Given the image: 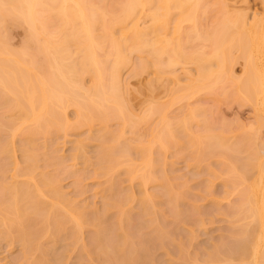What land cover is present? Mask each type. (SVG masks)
Listing matches in <instances>:
<instances>
[{
	"label": "bare ground",
	"instance_id": "1",
	"mask_svg": "<svg viewBox=\"0 0 264 264\" xmlns=\"http://www.w3.org/2000/svg\"><path fill=\"white\" fill-rule=\"evenodd\" d=\"M95 1L0 0V29L8 21H12V24H14L13 22L17 23V25L23 24L21 26H25L27 30L26 45L20 50L10 48L6 38L0 36V110H11V112L15 110L18 114L17 117L15 116L18 118L17 122L13 124L9 123L11 122L10 119L8 121L5 120L8 122L7 126L10 128L8 132L10 133H7V135L9 134L8 136L4 133L3 137H1L2 133H0V138H3V141L5 139L3 143H1L2 139H0V150L2 153L5 152L6 155L9 152L11 153V148L15 144L13 142L16 132L22 129V136L24 135V137L21 139V136L20 140H23V143L28 141L31 145H29L30 147L27 146L26 142L22 143V148L21 145H18L22 150L24 147L23 151L26 153L25 162L27 160V162L32 163L33 161L35 163V158L39 154L36 153L37 155H35L33 145L35 144L34 139H37L39 135L47 138L46 135L52 132H66L71 125L74 127L81 125L91 127L94 121L100 122L102 127H105V130L109 128L103 125H107L105 123L110 119H119L122 121V125L128 123L132 119L130 117L133 114L130 115L132 112L126 105L127 99H125L124 95L126 94L127 86L121 78V70L125 65L131 63L130 54L132 52H137L138 56L140 53L145 54H142L144 59L141 58V54L139 56L142 60V62L141 60L138 62L139 68L134 67L133 69L136 75L147 69L148 62V68L152 64L155 74L167 73L166 71L169 73L168 68L174 69L180 63L193 65L194 71L189 66L187 67L191 69L190 71L182 65L186 69L183 78L187 82H184L183 90L186 91L187 87V91L180 92L186 93L185 95L178 93L180 95L175 98H186L200 91L213 94L216 97L219 95H223V97L230 95L231 98L238 99L241 103L251 104L254 120L247 126L245 124L237 125L242 128V130L240 129L241 132L239 131L236 135L229 136L231 129L225 128L227 126L226 123L221 121L222 124L218 123L219 126L215 124L213 126V118L212 120L210 119V124L204 122L206 120L205 109L203 110L204 113L201 110L204 117L199 114L196 115L198 110L201 109L199 107H196V109L192 108L191 110L193 111H189L190 113L187 110L186 112L189 115L185 116V112L182 118H179L178 115L176 117L179 119L171 117L176 119L175 123L173 119L172 123L169 118L167 120L163 117L159 130L156 129V134H154L155 130L154 132L151 131V139H148L151 142L146 141L147 144H150L145 146L143 145L144 141L140 139V142L139 140L131 142L136 143V147L131 144L133 148H137V145H140L138 148L140 147L139 150L141 149L143 152L140 151L139 153L137 148V153L141 155L138 154L140 156L137 157L140 160H138V163L135 162L137 161L135 160L136 158L130 157L133 158L135 165L129 162L132 160L130 158L126 161V164L129 162L126 167L128 176L131 179L137 177L139 185L142 186L147 185L149 182L156 183L161 177L164 185L161 182H159V185L161 183L160 186H165L166 191L169 190L165 184L166 178L158 175V180L154 174L155 172H153V167L155 166V157H158V160L162 158L160 154H163L165 149L167 150L171 144L173 146L178 144L175 146L176 148L177 146L181 148L184 144L185 148H191L192 155H189V157L191 156L190 158L196 164H200L207 159L217 158L213 162L216 165L215 169H217H214V173L211 170V173L222 178V184L224 187L226 186V190L222 198H213L212 201L220 207V199H228V207L226 206L227 208L223 215L225 216L224 220L229 225L225 228V232L219 235V239L213 242L210 250L204 253L195 252L194 258L187 251L186 254H189L188 257L190 258L187 262L190 263L189 261H191V264H264V0H262L263 7L261 11L254 12L252 17L248 15L246 10L229 6L225 0H222L225 4L219 10L220 15L211 18L212 23L206 22L208 25L201 21V18L205 16V20L206 16H209L208 13L212 10L211 4L214 2L210 0H111L110 2L112 3L110 4L109 2V6L105 0H98L99 2L101 1V3L98 2L99 4L95 3ZM103 3L107 4L104 6ZM145 18L147 19V24L141 25V23H145ZM171 23L172 26H170ZM185 23L188 24L187 28L184 25ZM183 28L186 30L184 34L186 35L184 38L186 41L180 39L183 35H179L184 30ZM181 40L184 42H181ZM145 59L148 61L145 62ZM237 59H241L243 64V74L240 76L233 74V63ZM138 64L136 63L135 65L137 66ZM85 74H90L91 76L92 83L89 86L84 85L83 77ZM161 77L163 78V75ZM161 77L156 78V80H160H157L158 82L150 79L147 83L151 81L153 85L154 82L160 83L163 80L166 83L168 78L167 80H162ZM173 77H175L174 80L179 81L177 79L178 75ZM157 83L154 84L155 86L150 85L151 89L148 86V89L152 90L153 88L154 91V88L159 85ZM162 84L164 83L162 82ZM146 87L145 89L148 90ZM181 87L179 85L178 88L180 89L178 90L181 91ZM154 104L156 106V103ZM154 104L152 105L154 106ZM158 104L160 105H157L158 108L156 106V111L159 107L160 110L163 109L165 111L164 104L159 102ZM152 105L150 107L153 111L155 106L152 108ZM69 106L73 107L76 115L74 123L72 122L71 124L66 113V109ZM148 110H150L149 107L146 112ZM152 111H148L150 112L148 113L149 116L155 115L156 112L152 113ZM163 111L158 112L161 115ZM156 115L159 116L158 113ZM144 117L145 119H143ZM200 117L205 120H202V122ZM133 119L135 118L133 117ZM148 119V117L146 119V116H143L140 120L138 118V121L144 120L142 122H145ZM192 119L204 123L198 124V127L201 126L202 128H191L189 121H192ZM5 121H2V123L0 121V126H2L0 131L2 132H4L3 130L6 127L7 122ZM133 121L131 120L129 123L132 124L131 122ZM159 121H161V117ZM136 124L129 125V127L133 128ZM195 124L197 126L196 122ZM72 126L71 128H73ZM121 128L123 129L124 127ZM121 128L119 129L121 132L118 131L119 133H123ZM101 130L103 131V129ZM105 130L104 132L101 131L100 137V133L96 134L98 139H101V137L102 139L105 138L103 139L104 141L102 139L100 141L102 142V147H100L102 151L100 157L99 155L97 156L99 172L114 168L121 162L119 161L121 160L120 156L124 157L123 151L121 150L122 152H120L118 150L120 148L112 146L113 141L108 142L107 140V136L113 134L112 132L110 134L106 133L105 137L102 136L105 135ZM108 131L106 130V132ZM261 131L263 134L260 137ZM118 132L117 134H119ZM173 142H176V144L174 145ZM127 145H124L122 149H127ZM131 145L129 146L131 147ZM185 148L183 147L181 150ZM114 151H117V154ZM10 153L7 156H12ZM156 153L158 156L154 155ZM130 154L127 155L131 156ZM151 154L154 155L155 160ZM159 161L161 162V160ZM136 163L138 164L137 167L140 165L138 169L134 168L137 165ZM155 164L157 163L155 162ZM27 166L26 169H28ZM1 168L4 167L1 166ZM3 171L4 169L0 170V172ZM47 176L46 174L45 178L41 179L44 186L50 187L52 185V188H49V194L52 196L53 193L56 195L61 193L59 188L56 190V186L59 185L58 181H56V186V183L54 184V180H57L55 175H52L55 179ZM1 183L3 184L4 181ZM12 183H4V189H2L3 185L1 184V189L3 190H1V193L9 192V195L5 194L4 198L0 194L2 197L0 198V213H2L0 224H3V226H0V235H3L4 238L9 235V237H12V234L13 236H18L19 240L22 239L21 241H24L25 248L26 246L28 249L34 248L40 251V255L42 254V256L38 254L36 257H31L33 259L31 261L32 264H47L48 260L43 259V255H45L43 253L47 252L48 249L51 250L52 247L43 248L40 245L41 243L38 241H40L41 235L44 233L41 230L43 228L36 230V228H40V225H37L39 224L38 222L35 224L36 228L34 227L33 231L31 228L34 224L28 223L31 225V228H29V225L26 224L27 220L32 218L35 219L34 221L36 219L38 221V217L41 216L39 217L40 221L45 215L44 213H46L45 219L42 220L44 223L41 224L40 221V224L43 227L44 224L54 226V232L58 233L57 237L54 233V240L60 238L59 234L61 232H58L59 229L65 227L67 222H71L69 227L72 228L70 230L75 231H72L75 234V236L73 234L72 236L73 238L76 237L75 240H77V235L81 237L83 233V225L89 222L85 220L84 208H81V211H83L82 215L80 214L81 211L77 210L80 213L75 214V216L78 215V217H75L74 213L69 209H66L68 212L65 210L66 213H63L60 211V202L57 204H55L56 202L52 203V201V204L47 202L45 199L47 194L45 193L44 195L46 191H42L44 188L39 187V184H37L39 181L32 186L28 182H25L26 185L22 183L20 186ZM28 184L30 185L28 186ZM210 186L207 187V190L212 194L213 191L211 190L213 189ZM178 194L177 197L175 196L177 203L179 198L182 199V194ZM171 195L170 191H168L169 198L172 197ZM230 196H234V198L229 199ZM59 197H62L61 194ZM151 197L153 198L150 194L139 197L138 201L140 202V207L142 205L143 210H149L148 205H152L153 202H151ZM63 198L67 205L71 202L66 200L69 198L64 196ZM120 202H115L114 205L118 209V217L116 216L119 222L118 225L124 232L122 240H120L119 236V241L117 239L116 244H114L113 237L111 239L112 243H110V239L106 241L104 238L105 232L101 234L97 231L100 230L98 223H101V229L104 226H102L100 220L97 223L95 219L96 223H93L97 224V226H94V224L93 226L98 227L97 230L94 229L96 235L97 233L98 235L91 238L93 242L91 243L93 245L91 246V248L93 247L92 251L94 250L93 252L97 251L98 253L101 250V254H105V250H107L105 255H109L111 258L109 260L115 261V264H154V258L149 256L150 254L146 252V248H142L144 245L140 246V248L135 245L134 241L131 242L132 239L128 236L129 232L127 233L126 229L128 227L123 223L129 217L126 215L125 204L123 205V202ZM44 204L49 206L45 207L48 210L46 212L44 211ZM197 206L194 204V208L198 210L197 213L200 215L202 212ZM70 208L74 207L71 206ZM40 211L42 215L44 214L43 216H38ZM146 211L145 213L147 214L148 212ZM183 214L184 216L186 215L185 213ZM177 215H180V211L179 214L177 212ZM182 215L180 216L184 220L185 217ZM83 216L84 221H87L86 223L83 222ZM97 218L99 219L100 216H97ZM86 219L88 218L86 217ZM199 219H197V222L200 221L202 223V219ZM65 230L66 228H64ZM158 230H160L159 227ZM160 231L159 234L162 233V236H158L162 239L164 237L163 234L165 235L166 232L162 229ZM114 232L120 233L119 229L117 232L114 229ZM15 236L11 239L8 238L9 240L16 239ZM105 236L107 235L105 234ZM181 244L180 250L186 247L184 243ZM84 249H87V252L83 251L87 254L89 252L88 248L84 247L82 250ZM108 249H112L111 251L113 252ZM185 249H183V252H185ZM112 253L113 255H110ZM151 256L153 255L151 254ZM191 258H193V261ZM48 264L53 263L48 261ZM170 264L178 263L173 261Z\"/></svg>",
	"mask_w": 264,
	"mask_h": 264
},
{
	"label": "rangeland",
	"instance_id": "2",
	"mask_svg": "<svg viewBox=\"0 0 264 264\" xmlns=\"http://www.w3.org/2000/svg\"><path fill=\"white\" fill-rule=\"evenodd\" d=\"M95 1V0H94ZM111 0H105V2H107L106 4L109 6V2ZM113 1V0H112ZM211 2L214 1L211 4V11L209 14V16L205 18L204 17L201 18V21H203L204 23L208 22L210 23L212 20L211 18L216 17L218 15H220L219 10L220 8L225 4L222 0H210ZM98 3L99 1H95V3ZM210 2V3H211ZM225 2L227 4H229V6H234L238 9H244L247 11L248 15L250 17L253 16L254 12H260L262 7H263V3L262 0H225ZM101 3V1L99 2ZM98 3V4H99ZM112 2H110L111 4ZM209 3V4H210ZM104 6L106 5L105 3H103ZM107 7V6H106ZM145 23H141V25H146L147 24V19L145 18L144 20ZM14 24H12V21H8L4 26L1 27L0 29V36L1 37H5L10 48L15 49V50H20L23 47H25L26 45V40H27V30L25 26H21V25H17V23L13 22ZM208 23H206V25H208ZM212 23V22H211ZM185 27L188 25L187 23L184 24ZM205 25V24H204ZM9 26V27H8ZM170 26H172V23L170 24ZM187 28V27H186ZM184 29V28H183ZM185 29L182 30V33L180 32V39H184L186 35L185 34ZM184 42L186 41V39H184ZM141 54V53H140ZM139 54V56L141 55ZM145 55V54H144ZM144 55L141 56V58L144 59ZM138 56L137 52H132L130 54V62L128 65H125L122 70H121V78L123 80V82L125 83V85L127 86V90H126V94L125 99H127V107L130 108V115H132L131 120L134 122H131L133 125L136 124V126L133 128L131 127L132 124H130L129 122L131 120H129V124L126 123L125 125H122V121L117 119H110L108 120L107 125H103L108 127V131L106 132V130L104 129L105 127H102V124L100 122L94 121L92 126L89 127L87 125H81V126H72L73 128L70 127L67 128L68 130H66V132H52V133L46 135L47 138H44L43 135L38 137L37 135V139L35 138V146L33 145V148L37 151H35V155H37L39 157L36 156L35 158V163H30V162H25V151L24 147L23 150L21 149L23 144H28L27 146L31 145V143H29L28 141H25L24 143L20 140V137L22 136L23 130L21 132V130L18 132H16V135L14 137V142L16 144V146L13 148H11V155L12 156H7L5 152V154L0 153V164L2 167V170L4 169L3 172H0V194L1 190L4 189V185L6 184V182L10 183L13 182L12 184H19L17 186H20V184H25L28 182L32 185H34V183L37 181H39V187L42 188V191H46L44 192L47 195H45V199L47 200V202L54 203L55 204L59 203L60 204V211H62L63 213L65 212L66 209H69L70 211H72L75 214L80 213L79 211H81V208L83 209L85 216L89 219L85 220L89 221L88 223H86L87 221H84V216H83V222L86 223V225H83V230H82V235L80 237V235H77V240H75V238H73V236H75V234L72 233L73 230H70L72 228H70V223L67 222V225L65 227H61L64 231V228H66V230L63 232L62 229H59V237L56 240H54L55 235L57 237L58 233H55L54 230L55 228H53V225H48V224H44V227L41 226V224L44 223L45 219V215L46 213H44L43 215L41 214V211L39 212V215H42V219L41 224L39 221V216L38 217V221L36 219V221H34L35 219H28L26 222V224H31L34 226L31 228L29 225L28 227L31 228L33 230V228L35 227V224H37L39 222L40 228H36L37 229H41L44 231V235L42 234L40 242L41 246H43V248H51L48 249L47 252L43 253L45 255H43V259H46L49 261H51V263L53 264H112L115 261H110L109 255H105L107 254V250L106 253L104 251L105 254H101V250L92 251L91 243H93L91 241V238H94L96 235V232L94 231L98 229V227H94L97 226V224H94L93 222H95V219L98 222H102V226H104V228L102 227V229L100 228V224L98 223L99 229L97 230L99 231V233L102 234V232L104 233V238L106 241H109L110 239V243L111 239L113 237V241L114 244L117 243V239L119 241V236H120V240H122V237L124 235V232L120 229V226L118 225V219H116L118 216V209L116 208V206L114 205L115 202H123L124 208L126 209V215H128L129 219L125 220L123 223H125L126 228L127 229V233L129 234L128 236H130V238L132 239V241H134L135 245L138 247H143L142 248H146V252L148 254H150L149 256L151 258H154L155 262L154 264H170V262H176L178 264H184L183 262H187L188 259L190 260V258L188 257V255L190 254L191 257L194 258V254L195 252H200V253H204L208 250L211 249L213 242H216L219 239V235L223 232H225V228L229 225V223L224 220L225 216L223 215V212L226 210V208L228 207V199L227 198H223L220 199L221 201L219 202V205L221 203V206L219 207L218 205H215L216 203H214L212 201L213 198H222V196L225 194V190H226V186H223V181L222 178L212 175V173H214V169H215V162L217 158H211V159H207L206 161L201 162L200 164H196L190 157L189 155H192L189 147L185 148V144L183 145V147L185 149H182L183 147H179L177 146V148L175 147L176 142H173L175 146H173V144L169 145L167 150L165 149V152L161 155L162 158H160L159 160H161V162L157 159L158 157H155L156 159V163L154 162V167H153V172H155V176L157 177L159 176H163L166 178V186L168 187L169 190L166 191V189L161 185V183L163 184V181L161 180V177H157V179L159 181H157L156 183H147V185L142 186L139 185V180H137V177H133V179H131L130 176H128V172H127V166L130 163H132L133 165H135V162L138 163L137 157H140L141 155L139 154L140 151L143 152L141 149L139 150L137 145V148L139 150V153L137 148H135L136 143H131V142H135L136 140H142L144 141V144L146 146V141L150 138L151 139V131L154 132V134H156V129L159 130L158 128L160 127V125L162 124V120L163 117H165L166 119L169 118L170 121H172V119L174 120V123L176 122V119L182 118V116L185 114V112L188 110L189 111H193L191 110L192 108L199 107L201 109H197L198 112L201 113V110L203 112L204 110V115L206 116V120H205L203 116V113H196V115H200L202 117H200L201 121L205 120V123H209V121L213 120L214 122H212V125L214 126V124L216 126H219V124H222L223 122L226 123L227 126H225L226 129L230 128L231 132L228 134L229 136H233L236 135L237 133H239L240 129L242 130L241 127H238L241 124H245L246 126L251 122L253 119V111L251 109V104L250 103H241L240 101H238V99L235 98H231V96H224L223 95H219V96H215L213 94H209L207 92H196V94L194 93V95L192 96H187L186 98H175L177 96H179L180 94L185 95L184 93H180L182 91H184V82H186V79H184L183 77L185 76V70L188 68V70L190 71L193 68V65H189V64H177L174 69H169V73L168 71H166V69L164 68V70L167 73H163V74H155L154 70L152 68V64L150 66V68H148L147 65V69L144 71H141V73L138 75L135 74V72L133 71L134 67H138L139 68V60L140 57ZM146 57V56H145ZM144 61V60H143ZM148 61L145 59V62ZM142 62V60H141ZM140 62V63H141ZM138 64L137 66L135 64ZM142 64V63H141ZM233 74L235 76H240L243 74V64L240 60H236L235 63H233ZM186 67V69L183 66ZM189 66V67H187ZM155 68V67H154ZM136 70V69H135ZM163 70V71H164ZM173 70V71H170ZM185 71V72H184ZM134 72V73H133ZM157 72V71H156ZM184 72V74H183ZM159 73V72H158ZM135 74V75H134ZM165 74V75H164ZM167 74V75H166ZM159 75H163V78ZM174 75H177L180 77H177V80H174L175 77H173ZM166 78H165V77ZM90 74H85L83 77V81H84V85L85 86H89L92 83V80L90 78ZM161 77L162 80L168 78V80L165 83V80L161 81L160 83H157L159 79L156 80V78ZM156 80L157 87H155L154 91L153 88L151 89L150 85H152L151 81H149L148 83H151L149 85H147V81L148 80ZM153 81V82H154ZM160 81V80H159ZM177 81V82H175ZM189 81V80H187ZM162 82L164 84H162ZM154 82V84H156ZM152 86H155V85ZM182 84V85H181ZM147 85V87H146ZM180 86L181 87V91L178 90L180 88H178ZM150 88H149V87ZM145 87L148 89L146 90ZM186 87V84H185ZM179 92H178V91ZM187 91V87L185 89ZM151 91V92H149ZM184 91V92H186ZM189 92V91H188ZM187 92V93H188ZM148 93V94H147ZM150 93V94H149ZM180 93V94H178ZM181 95V97H182ZM188 95V94H187ZM216 97V98H215ZM218 98V99H217ZM159 103H163L166 107H164V110L161 109L160 107L159 109L156 111V109L158 108V106L160 104ZM156 103V106L155 104ZM154 104L155 109H153V111L151 110V105ZM152 105V108L154 107ZM1 107V106H0ZM149 107L150 110L148 111H152V113H154V111L156 112L155 115L151 113L152 116H149L148 113L150 112H146L147 108ZM191 107V108H190ZM162 108V107H161ZM188 108V109H187ZM190 108V109H189ZM194 109V110H195ZM196 110V111H197ZM163 111L165 112L163 114V112H161V115L159 112ZM194 111V112H196ZM188 112H186V115L188 114ZM66 113H67V117H68V121L70 122V124L75 121V114H74V109L72 106H69L66 109ZM159 114L156 115V114ZM190 113V112H189ZM147 114V115H146ZM0 121L2 123V121L5 120H11V122L9 123H15L17 122L16 118L18 116L17 112L15 110H13L11 112V110L7 111V110H0ZM129 115V116H130ZM179 118H177L178 116ZM189 115V114H188ZM195 115V116H196ZM16 116V117H15ZM146 116L149 118L147 121L142 122L144 120H141V122L138 121L143 117ZM177 116V117H176ZM181 116V117H180ZM133 117L135 119H133ZM141 117V118H140ZM161 117V121H159V118ZM171 117H176V119L171 118ZM16 118V120H15ZM197 119V116L195 117ZM215 118V119H214ZM145 119V117L143 118ZM199 119V117H198ZM211 119V120H210ZM168 120V119H167ZM5 121V122H7ZM196 120L195 119L192 121L190 120V126L193 129H197V128H202L201 126L198 127V124H204L201 123V121ZM202 121V122H203ZM216 121V122H215ZM222 121V123H221ZM121 125H120V123ZM136 122V123H135ZM195 122L197 123V126L195 124ZM173 123V121H172ZM219 123V124H218ZM250 123V124H251ZM3 124L5 125V123L3 122ZM8 122L6 123V127L5 130H3L4 132L0 131L1 137H3L4 133L7 135L8 129L10 131V128H8L7 126ZM101 124V126H100ZM210 124V123H209ZM129 125H131L129 127ZM238 125V126H237ZM2 128V126H0ZM103 129V131L100 129ZM121 127H124L123 129ZM238 127V128H237ZM122 129L123 133H119L121 132V130L119 131V129ZM245 128V127H244ZM229 129V131H230ZM105 130V135H102L103 137L106 136V133L110 134V132H112L113 134L108 135V142H112V146H116L120 152L123 151V155L124 157L122 158V155L120 156L121 162H119V164L117 166H114V168L110 169V170H104L102 172H99L98 170V163L99 161H97V156L101 154L100 147H102V142L101 139H98L97 137V133H100L99 137L101 136V133L104 132ZM102 131V132H101ZM119 131V132H118ZM21 132V133H20ZM117 132L119 134H117ZM152 132V133H153ZM241 132V131H240ZM262 132V131H261ZM55 133V134H54ZM19 134H21L19 136ZM117 134V136H116ZM263 132L261 134H259V136H262ZM9 135V134H8ZM7 135V136H8ZM119 135V136H118ZM123 135V136H122ZM45 136V137H46ZM51 136V137H50ZM116 136V138H115ZM121 136V137H120ZM260 136V137H261ZM5 137V136H4ZM24 135L22 136L21 139H23ZM49 137V138H48ZM118 137H120V139H118ZM7 138V137H6ZM115 138V139H114ZM3 143L5 141H3ZM105 139V138H103ZM102 139V141H104ZM118 141H117V140ZM25 140V139H24ZM27 140V139H26ZM117 142H116V141ZM139 140V142H140ZM1 141V140H0ZM115 141V142H114ZM121 141V143H120ZM150 140H148L147 142H149ZM123 142V143H122ZM129 142V143H128ZM138 142V141H137ZM151 142V141H150ZM0 143V144H1ZM23 143V144H22ZM34 143V142H33ZM81 143V144H80ZM104 143V142H103ZM107 143V142H106ZM120 143V144H118ZM143 143V142H142ZM172 143V142H171ZM21 145V148L19 145ZM118 144V145H116ZM133 145L135 146L133 148V146L131 145V147L129 145ZM150 144V143H148ZM147 144V145H148ZM101 145V146H100ZM124 145H127V149H122L124 148ZM25 146V145H24ZM78 146V147H77ZM129 146V147H128ZM180 146V145H179ZM30 147V146H29ZM155 148V146H154ZM136 149V151H135ZM189 149V150H188ZM122 150V151H121ZM130 150V151H129ZM118 151V152H119ZM126 153H125V152ZM155 151V150H154ZM157 151V150H156ZM24 152V154H23ZM115 152V151H114ZM131 153V156H128L129 153ZM37 153V154H36ZM153 153V152H152ZM158 153V151H157ZM154 154L155 156H158V154ZM160 153V152H159ZM191 153V154H189ZM115 154H117V151L115 152ZM128 154V155H127ZM140 156H139V155ZM142 154V153H141ZM24 155V158H23ZM126 155V156H125ZM152 155V154H151ZM152 155V157L154 156ZM119 156V153H118ZM128 156V157H127ZM11 157V158H9ZM98 157V158H99ZM136 158L134 162L133 158ZM160 157V156H159ZM132 159L129 162L126 161L128 159ZM154 159V157H153ZM154 159V160H155ZM158 160V161H157ZM140 161V160H139ZM212 161V162H211ZM159 162V164H158ZM194 162V163H193ZM30 163V164H27ZM136 163V164H137ZM28 165V166H27ZM0 166V167H1ZM26 166L28 169H26ZM30 166V168H29ZM138 164L136 166H134L135 169H138L140 167H137ZM157 166V169H156ZM16 168V169H15ZM100 168H101V164H100ZM0 169V170H1ZM217 169V168H216ZM215 169V170H216ZM102 170V168H101ZM100 170V171H101ZM211 170H213V172L211 173ZM106 171V172H105ZM44 172V174H43ZM98 172V173H97ZM127 172V174H126ZM159 172V173H158ZM50 177H52V175H55V178L57 180H54V184L55 186L57 185L58 181V185L56 186V190H60L61 193H59L58 195L54 194L55 196H51V194H49V188L47 185H43L42 184V179L41 178H45L46 174ZM158 173V174H157ZM45 176H43V175ZM157 174V175H156ZM47 176V177H48ZM33 177V178H32ZM53 179H55L54 177H52ZM40 179V180H39ZM35 180V182H33ZM37 180V181H36ZM163 180H165L163 178ZM4 183L2 184L1 182ZM26 182V183H25ZM41 182V183H40ZM159 182L160 185H159ZM35 183V184H36ZM3 186H2V185ZM28 184V186L30 185ZM164 185V184H163ZM211 185V186H210ZM1 186L3 187L1 189ZM30 186V187H31ZM208 186H210L213 190V193L210 194L208 192ZM52 188V187H51ZM3 191V190H2ZM48 191V193H47ZM168 191H170V193L172 194L171 198H169L168 196ZM167 192V193H166ZM5 194H8L6 192H4ZM180 193L182 194L181 198L182 199H178V203L175 201V198L177 197V194ZM5 194H2L3 197L5 196ZM11 194V193H10ZM49 194V195H48ZM61 194L62 197H59ZM146 194H150L151 196H153V198L151 197V202L152 205H148L149 206V210L147 208L148 211L143 210L142 205L140 207V202L138 201L139 197L141 198L143 195ZM200 194V195H198ZM9 195V194H8ZM179 195V194H178ZM69 198L66 199L71 201L69 202V204L67 205V202H65L64 198ZM176 196V197H175ZM179 197V196H178ZM0 198L1 195H0ZM5 198V197H4ZM234 196H230L229 199H233ZM153 199V200H152ZM1 200V199H0ZM117 200V201H116ZM120 202V203H121ZM46 204V202H44ZM47 203V204H48ZM51 203V204H52ZM72 203V204H71ZM1 204V203H0ZM44 204V205H45ZM58 204V205H59ZM71 204V205H70ZM194 204L199 206V210H201V214L199 215L197 212L198 210L194 208ZM45 207H47L48 205H45ZM50 205V204H49ZM127 205V207H126ZM71 206H73L74 208H70ZM86 206V207H83ZM197 206V207H198ZM217 206V207H216ZM227 206V207H226ZM49 207V206H48ZM196 207V208H197ZM77 208V209H76ZM142 208V211H141ZM42 209V210H44ZM59 209V208H58ZM79 210V211H77ZM197 210V211H196ZM45 212L48 210H44ZM69 211V212H70ZM83 211H81V215L83 213ZM148 212L147 214L145 213ZM180 211V215H182L183 213H185L186 215L184 216V214L182 216H184V220L183 217L181 218V216L177 215V212L179 214ZM1 212V211H0ZM59 212V210H58ZM61 212V213H62ZM66 212H68V210H66ZM65 212V213H66ZM72 212H70L72 214ZM150 212V213H149ZM182 212V214H181ZM43 213V211H42ZM62 213V214H63ZM144 213V214H143ZM200 213V211H199ZM60 214V212H59ZM69 214V213H68ZM37 215V214H36ZM73 215V214H72ZM71 215V216H72ZM78 217V215H76ZM75 216V217H76ZM97 216L100 218L98 219ZM117 216V217H116ZM80 217V215H79ZM82 217V216H81ZM127 217V216H126ZM181 219H180V218ZM202 219L200 223L197 222V219ZM1 218H2V213H0V222H1ZM36 218V217H35ZM82 219V218H81ZM180 219V220H179ZM186 219V221H185ZM199 219V220H200ZM30 220V221H29ZM100 220V221H98ZM117 220V221H116ZM151 220V221H150ZM32 221V222H31ZM36 222V223H34ZM46 222V221H45ZM33 223V224H32ZM48 223V222H47ZM69 223V224H68ZM96 223V222H95ZM117 223V224H116ZM50 224V223H49ZM94 224V226H93ZM36 225V226H37ZM65 225V223H64ZM62 225V226H64ZM117 225V227H116ZM0 226H3V224ZM119 226V227H118ZM27 227V226H26ZM73 227V226H72ZM158 227L160 228V230L162 229L164 232H166V234H163V238L161 239L158 235H161L162 233L159 234ZM3 228V227H2ZM1 228V229H2ZM34 228V229H35ZM117 232L118 229L120 231V233H115L114 229ZM27 229V228H26ZM31 229H29L31 231ZM61 230V231H60ZM112 230V231H111ZM129 230V231H128ZM158 230V231H157ZM34 231V230H33ZM191 231H193V237H192V233H190ZM57 232V230H56ZM75 232V231H73ZM158 234H157V233ZM161 232V231H160ZM55 233V235H54ZM12 234V233H11ZM73 234V236H72ZM105 234L107 236H105ZM112 234V235H111ZM118 234V238L116 237V235ZM5 236V235H4ZM10 236V235H9ZM7 236L6 238L3 237V235H0V264H32L31 261L33 260L31 257H36L38 256H42V254L40 255V251L34 249V248H29L26 246L25 248V244H23L24 241L19 240L18 236H15L16 239H12L9 240V238L11 239L12 237ZM93 236V237H92ZM103 236V235H102ZM110 236V237H109ZM158 236V237H156ZM162 236V235H161ZM9 237V238H8ZM18 237V238H17ZM108 237V238H106ZM8 238V239H7ZM80 238V239H79ZM108 239V240H107ZM39 240V239H38ZM93 240V239H92ZM109 243V245H110ZM119 243V242H118ZM134 243H132L134 245ZM185 244L186 248L183 252V249L180 250V244ZM84 244V246H83ZM113 244V245H114ZM181 244V245H182ZM135 246V248H136ZM146 246V247H145ZM148 246V248H147ZM88 248L89 252L86 254L83 251L87 252L85 249L82 250L83 248ZM110 247L112 248V245H110ZM140 247V248H141ZM91 248V249H90ZM139 249V248H137ZM28 250V251H27ZM110 250V252L112 249H108ZM140 250V249H139ZM145 250V249H143ZM148 250V251H147ZM102 251V252H103ZM188 251L189 254H186ZM109 254V252H108ZM151 254L153 256H151ZM110 255H113L110 254ZM109 256V257H108ZM188 257V258H186ZM193 258H191V260L193 261ZM111 259V258H110ZM187 259V260H186ZM114 260V259H113ZM153 260V261H154ZM48 261L46 262L48 264ZM191 264V261H189ZM116 263V262H115ZM114 263V264H115ZM185 263V264H187ZM194 263V262H193Z\"/></svg>",
	"mask_w": 264,
	"mask_h": 264
}]
</instances>
